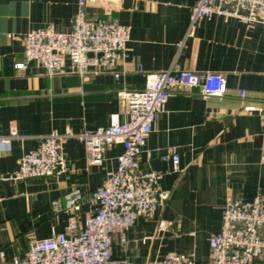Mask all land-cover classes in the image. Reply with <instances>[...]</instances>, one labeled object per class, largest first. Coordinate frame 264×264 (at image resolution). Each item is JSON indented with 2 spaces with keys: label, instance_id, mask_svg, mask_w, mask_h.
Here are the masks:
<instances>
[{
  "label": "crops",
  "instance_id": "crops-1",
  "mask_svg": "<svg viewBox=\"0 0 264 264\" xmlns=\"http://www.w3.org/2000/svg\"><path fill=\"white\" fill-rule=\"evenodd\" d=\"M77 1L0 0V135L11 128L18 135L8 150H0L5 177L0 180V263L23 257L32 240L66 228L72 214L54 212L52 203L63 207L73 188L84 197L74 213L83 227L93 208L89 193L106 182L123 147L110 144L101 162L88 163L83 142L70 137L62 149L71 168L36 179H7L20 156L51 131L79 133L122 123L127 118L122 91L142 89L147 72L173 68L220 71L227 90L204 97L198 88H176L156 114L139 159L143 169L163 171L159 186L169 195L151 218H138L125 231L124 242L113 236L112 257L149 264L166 252H179L207 264L208 239L221 226L225 202L264 195V27L213 14L190 29L196 0H94L88 2L90 16L130 30L117 77L108 71L48 76L34 60L16 69L24 60L23 35L45 25L69 32ZM248 105L256 109L245 110ZM171 151L179 153L178 172L169 159H161ZM160 219L170 224L158 229ZM254 264H264V257Z\"/></svg>",
  "mask_w": 264,
  "mask_h": 264
},
{
  "label": "built area",
  "instance_id": "built-area-1",
  "mask_svg": "<svg viewBox=\"0 0 264 264\" xmlns=\"http://www.w3.org/2000/svg\"><path fill=\"white\" fill-rule=\"evenodd\" d=\"M89 1L94 0L77 1L69 32H58L52 25L26 32L22 37L24 60L15 64L16 69H23L24 61L34 60L48 76L57 73L85 76L108 71L117 77L116 65L125 56L129 27L90 16L87 12ZM213 14L233 17L244 23H259L264 27V0H196L189 12L190 29L199 20ZM176 88L185 91L198 88L204 97L222 96L227 83L220 71L169 68L147 72L142 89L122 91L127 115L122 123L79 133L51 131L39 137L35 148L23 153L17 168L7 179H36L71 168L62 149V143L70 137L83 142L88 163L101 162L103 151L110 144L120 143L123 147L106 182L90 191L88 200L93 208L83 227L78 226L74 213L84 197L79 188H73L64 195L63 207L57 201L52 203L54 212L64 210L72 214L66 228L52 232L47 238L32 240L23 257L0 264H132L112 257L113 236L118 235L119 241L124 242L125 231L138 218H151L168 198L169 193L159 186L163 171L143 169L139 157L146 151L156 114L162 111ZM244 94L243 90L239 92L240 97ZM244 109L254 110L256 107L248 105ZM15 137L18 135L14 128L7 135H0V150H8ZM179 158L177 151L161 156L162 160L171 161L172 170L176 172L181 170ZM3 178L0 175V180ZM169 224L160 219L158 229H165ZM208 247L207 264H254L258 258H263L264 195L257 194L251 201L228 199L222 210L221 226L209 237ZM3 256L0 251V258ZM149 264L196 262L189 254L166 252Z\"/></svg>",
  "mask_w": 264,
  "mask_h": 264
},
{
  "label": "water",
  "instance_id": "water-1",
  "mask_svg": "<svg viewBox=\"0 0 264 264\" xmlns=\"http://www.w3.org/2000/svg\"><path fill=\"white\" fill-rule=\"evenodd\" d=\"M88 55H89V56H91L92 54H91V53H89Z\"/></svg>",
  "mask_w": 264,
  "mask_h": 264
}]
</instances>
